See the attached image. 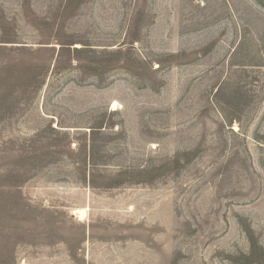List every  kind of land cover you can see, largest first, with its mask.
Instances as JSON below:
<instances>
[{
	"label": "rangeland",
	"instance_id": "rangeland-1",
	"mask_svg": "<svg viewBox=\"0 0 264 264\" xmlns=\"http://www.w3.org/2000/svg\"><path fill=\"white\" fill-rule=\"evenodd\" d=\"M0 264H264V0H0Z\"/></svg>",
	"mask_w": 264,
	"mask_h": 264
}]
</instances>
